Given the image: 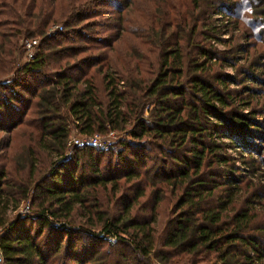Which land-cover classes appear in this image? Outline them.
Returning a JSON list of instances; mask_svg holds the SVG:
<instances>
[{"label":"trees","instance_id":"obj_1","mask_svg":"<svg viewBox=\"0 0 264 264\" xmlns=\"http://www.w3.org/2000/svg\"><path fill=\"white\" fill-rule=\"evenodd\" d=\"M118 1L23 0L17 8L16 0H10L13 14L5 16L11 37L38 40L31 57L0 82V95L8 93L0 96V130L22 122L19 107L28 104L24 97H35L25 124L37 142L26 148L28 179L11 182L0 166L3 264H172L173 258L181 264H264V155L258 146L264 144V111L250 106L249 99L264 94L259 89L264 87V0L244 5L240 0H190L187 16L185 7L155 24L157 30L146 28L142 35L154 55L148 65L154 70L146 71L147 76L134 66L119 72L103 54L76 57L86 50L77 27L88 26L87 19L108 3L118 11ZM239 6L251 7L252 23L242 21L248 31L238 35L234 10ZM216 17H224L225 23ZM185 25L189 28L184 32ZM50 27L59 29L48 34ZM225 27L229 34L223 39ZM235 38L243 43H233ZM103 42L109 46L108 39ZM8 45L11 54L16 43ZM248 49L250 59L237 64L238 55L246 56ZM93 67L100 74L101 91L93 76L86 75ZM71 128L79 136L109 130L124 135L114 141L119 150L112 144L73 148V166L86 155L89 173L95 175L77 185L62 161ZM39 149L54 154L49 168L67 169L63 180L55 175L61 169L55 172L52 186L40 178L32 181L37 169L31 154ZM104 153L113 161L110 170L125 166L111 178L121 175L129 183L111 213L99 208L93 190H85L109 180L99 177L92 164L93 154L101 160ZM115 183L110 184L112 193L119 189ZM165 192L175 198L156 231L155 210ZM22 201L32 215L9 216ZM96 244L106 245L101 255L93 248Z\"/></svg>","mask_w":264,"mask_h":264},{"label":"rangeland","instance_id":"obj_2","mask_svg":"<svg viewBox=\"0 0 264 264\" xmlns=\"http://www.w3.org/2000/svg\"><path fill=\"white\" fill-rule=\"evenodd\" d=\"M23 0H16L15 3H13L17 8L18 4H21ZM27 1V0H26ZM80 2H84V0H79ZM242 2V5L245 4L243 0H240ZM114 3H108L107 6L101 7V9L98 10L97 15L94 17H91L87 19V24H89L86 27H77L81 33L84 34V45L86 46V50L83 53L77 54V58H83L87 57L90 54L92 55H98L103 54L106 55V59L108 61V64L115 69L120 70H126L129 69V67H135L138 71V74L140 76H147L146 71L154 70V65L148 68V65L153 63L154 55L150 51L152 50V46H148L147 39L145 35H142L145 33L146 28L157 30V26L159 24V21H163L165 19L171 18L172 15L174 16L178 12H180L185 7L188 8L186 10V16L187 12L191 9V2L190 0H120L117 3V6L119 10L114 7ZM125 4V5H124ZM124 5V7H122ZM10 4V0H0V82H4L5 80L12 77V71L15 66L23 63L26 61V54L24 53L25 45L24 42L30 41V40H38L37 38H31L29 40H19L20 38L16 39L15 37H11L12 29L9 25V22L7 21L8 16H5L7 13L13 14L12 8L15 7ZM235 12L238 13V21L237 22L239 26V30L237 34L244 33V31H248L247 29L244 30L245 25V18H250L249 12L247 11V8L240 7L239 9H235ZM181 13V12H180ZM183 14V13H182ZM233 14H235L233 12ZM215 18V17H213ZM218 18L217 21L219 24L225 23L224 17H216ZM235 19V20H237ZM244 22V25H242L241 22ZM187 24H189V21H186ZM83 26V25H82ZM243 27V29H242ZM51 28V27H50ZM189 26H184V32L187 31ZM224 34L220 36L223 39L227 38V35L229 34V28L225 27ZM226 29L228 31H226ZM233 34H236L233 32ZM104 39H108V47H103L102 44L104 43ZM243 39H237L235 38L232 40L233 43L242 44ZM80 42V41H78ZM250 42V41H249ZM8 43H16V50L12 51L10 54V46ZM1 44H3V47H1ZM75 44V43H74ZM211 44L216 47L219 50L225 49L224 46L218 44V43H212ZM257 48V47H256ZM33 50V48H32ZM249 50V49H248ZM261 50V49H260ZM263 50V47H262ZM252 50L250 49L247 51V55L245 56V53L239 54L238 57L240 58V61L237 62L239 65H243L244 59H250V52ZM261 52V51H260ZM147 53V54H146ZM245 56V57H244ZM146 57L148 58L146 60ZM242 57V59H241ZM244 66V65H243ZM244 68V67H243ZM8 70H10L8 72ZM128 71V70H127ZM132 71V70H130ZM133 72V71H132ZM223 72L227 74H232L233 71L231 68H223ZM86 75H92L93 76V82L95 83L97 90L101 91V85H100V74L95 72L94 67L89 68L87 70ZM264 79V75L262 77ZM247 86H250L252 88H259L256 85H253L252 83H246ZM229 88H238L233 85H230ZM261 90H264V87L259 88ZM18 91V89H16ZM20 94V93H19ZM21 95V94H20ZM0 96H3V98L8 97V93H2ZM22 96V95H21ZM246 95L241 94V97H245ZM263 97L264 94L260 97L256 96H250V106H253L256 110L264 111L263 106ZM26 98V102L28 104H22L19 108L23 111V116L21 117L22 122L17 124L15 127H13L9 131L0 130V166L4 167V170L8 176V179L11 180V182L19 181L23 182V180L28 179V158L26 155V148L29 146H36L34 145L36 141L35 136L36 133L32 132L29 127L25 124L32 116L33 106L36 101L35 97H24ZM17 105V104H16ZM24 108V110H23ZM11 109V108H9ZM4 113V112H2ZM2 122V121H1ZM7 121L4 119L2 124H5ZM263 134V133H262ZM70 137H77L76 131L71 128L70 132L68 134V138ZM124 138V135L121 134L120 136ZM125 139H129L126 137ZM118 141V139H117ZM113 143L111 145L112 149L119 150L116 143ZM258 146H261V150L259 151L261 155H264V144L259 143ZM97 148V147H96ZM111 149V148H110ZM109 150V149H108ZM225 153L234 156L235 153L232 150H225ZM75 152L73 151V148H65L62 161L64 164L68 163V167L71 170V172H74L75 182L74 184L77 185L79 181L86 182L90 179L95 178V175H91L89 171L90 165L88 164V159L86 155H82L79 158V161H77V165L73 166L72 157L74 156ZM31 159L33 160V164L36 166V171L33 173V178H30L33 182L37 179H42V181L49 186H52V179L56 171H59V174L57 177L60 179H64L63 175L64 170H67L65 168H62L61 166H50V163L54 159V154L50 153L49 150H42L39 149L38 151L34 150L32 152ZM95 157V162L92 163L96 169H97V175L99 177H108L109 180L106 181L104 184H97L94 185V188L91 189L90 187H87L85 190H88L90 193V190H93L95 192V198L97 200V204L99 205V208L106 210L107 212L111 213L115 209L119 208V205H114L117 201L118 193L120 192L121 188L123 186L128 185L129 183H124V179L120 176L111 178V176L116 175V173L119 174V171L124 170L125 166L117 167L118 169H109L111 166H109V163H113V161L108 159L107 153H104V155L100 159H96V155L93 154V158ZM255 158V156H253ZM69 158V159H68ZM70 158H72L70 160ZM257 159V157L255 158ZM148 165V164H147ZM235 166H238V163L235 164ZM52 170V171H51ZM117 176V175H116ZM251 181H253L252 177H249ZM32 182V184H33ZM112 182H116L115 184L119 185V189L116 193H112L110 184ZM31 183V182H30ZM52 183V184H51ZM85 188V187H84ZM83 188V189H84ZM92 192V193H93ZM174 196L169 195V193L165 192L164 196L162 197L161 201L158 203L155 213H156V222H155V230L158 231L161 227L162 222L168 215L170 205L174 201ZM29 200V198H28ZM144 200L140 199V201ZM26 206V208H25ZM26 202L22 201L18 208L15 211L8 212L9 216L17 217V218H26L30 217L32 215V212L28 209ZM135 207L131 208V212H133ZM262 213L264 214V202H263V208L261 209ZM76 221H82L79 218H75ZM27 227V226H25ZM97 230H95L96 232ZM93 248H98L97 252H103V250L106 249V245L102 244H96L93 246ZM112 256L113 251L111 249ZM99 255V256H100ZM128 256V255H127ZM210 258V257H209ZM181 260L180 258H173L172 264H181L179 262ZM198 264H206L205 263H198Z\"/></svg>","mask_w":264,"mask_h":264},{"label":"built area","instance_id":"obj_3","mask_svg":"<svg viewBox=\"0 0 264 264\" xmlns=\"http://www.w3.org/2000/svg\"><path fill=\"white\" fill-rule=\"evenodd\" d=\"M54 29H59L56 27H52L50 30H48V34L51 33ZM36 41L35 40H30L27 42H24L25 45V50L24 53L26 54V59H29L32 54V48L35 45ZM117 133L114 131H107L105 135H97L93 134L90 136H79L77 137H70L66 141V148H81L85 146L89 147H97L100 149H105L108 148L111 144L114 143L115 140L118 139ZM26 208V206H25ZM0 264H3L2 258H1V253H0Z\"/></svg>","mask_w":264,"mask_h":264},{"label":"clouds","instance_id":"obj_4","mask_svg":"<svg viewBox=\"0 0 264 264\" xmlns=\"http://www.w3.org/2000/svg\"><path fill=\"white\" fill-rule=\"evenodd\" d=\"M244 2H245V3H248V0H244ZM247 11H248V12H251V7H250V6L248 7ZM244 22H245L246 25H250V24L252 23V22H251L249 19H247V18H245Z\"/></svg>","mask_w":264,"mask_h":264}]
</instances>
